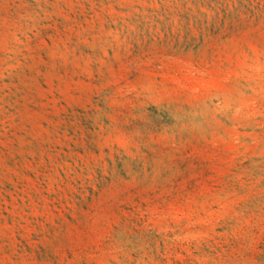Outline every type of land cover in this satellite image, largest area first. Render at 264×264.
I'll list each match as a JSON object with an SVG mask.
<instances>
[{
    "label": "rangeland",
    "instance_id": "obj_1",
    "mask_svg": "<svg viewBox=\"0 0 264 264\" xmlns=\"http://www.w3.org/2000/svg\"><path fill=\"white\" fill-rule=\"evenodd\" d=\"M0 264H264V0H0Z\"/></svg>",
    "mask_w": 264,
    "mask_h": 264
}]
</instances>
